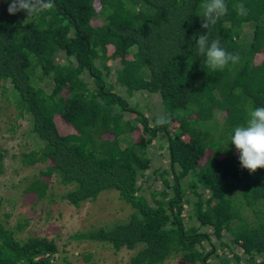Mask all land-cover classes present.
Listing matches in <instances>:
<instances>
[{"label":"trees","instance_id":"1","mask_svg":"<svg viewBox=\"0 0 264 264\" xmlns=\"http://www.w3.org/2000/svg\"><path fill=\"white\" fill-rule=\"evenodd\" d=\"M0 87L37 140L28 203L59 182L75 206L111 187L132 205L74 237L130 264H264V0H0ZM157 142L171 166L149 172ZM7 155L0 127V172ZM29 221L0 213V264H57Z\"/></svg>","mask_w":264,"mask_h":264},{"label":"rangeland","instance_id":"2","mask_svg":"<svg viewBox=\"0 0 264 264\" xmlns=\"http://www.w3.org/2000/svg\"><path fill=\"white\" fill-rule=\"evenodd\" d=\"M140 100L146 103V111L150 114L161 113L162 100L159 94L150 91L137 92L131 101ZM12 98L0 87V127L3 141L8 148V155L4 161V168L0 172V213L9 225L15 226L19 219L28 217V227L19 231L26 235L30 231L42 230L54 237L59 244L57 264H82L84 261L95 264H130L133 250L129 248L114 249L111 245L89 238L74 237L88 229L99 226H112L118 221L127 218L133 210L131 203L120 197L115 187L100 192L96 199L84 200L81 205L75 206L61 197L66 190L65 185L55 182V200L51 198L37 200L30 204L25 199L24 186L26 177L30 178L37 166H23L20 153L37 145L32 131V124L28 114L19 115ZM18 115V116H17ZM158 143V142H157ZM167 146V145H166ZM167 147L158 143L154 146L152 167L170 168ZM143 193L150 196L154 188L160 187V182L151 178L145 181L140 178ZM151 184V185H150ZM150 185V187H148ZM240 250V248H239ZM89 255L87 259L85 256ZM214 264H222L214 257ZM165 264H181L175 258L168 259ZM200 264V262L189 263Z\"/></svg>","mask_w":264,"mask_h":264},{"label":"clouds","instance_id":"3","mask_svg":"<svg viewBox=\"0 0 264 264\" xmlns=\"http://www.w3.org/2000/svg\"><path fill=\"white\" fill-rule=\"evenodd\" d=\"M54 255H55V258L58 257V254H57V253H55ZM51 256H53V255L51 254ZM53 257H54V256H53Z\"/></svg>","mask_w":264,"mask_h":264},{"label":"built area","instance_id":"4","mask_svg":"<svg viewBox=\"0 0 264 264\" xmlns=\"http://www.w3.org/2000/svg\"><path fill=\"white\" fill-rule=\"evenodd\" d=\"M46 255H49V253H46Z\"/></svg>","mask_w":264,"mask_h":264}]
</instances>
